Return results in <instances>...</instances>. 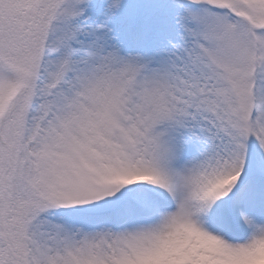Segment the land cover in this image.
Returning <instances> with one entry per match:
<instances>
[{
  "label": "snow or ice",
  "instance_id": "1",
  "mask_svg": "<svg viewBox=\"0 0 264 264\" xmlns=\"http://www.w3.org/2000/svg\"><path fill=\"white\" fill-rule=\"evenodd\" d=\"M0 264H264V0H0Z\"/></svg>",
  "mask_w": 264,
  "mask_h": 264
}]
</instances>
